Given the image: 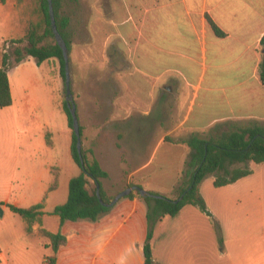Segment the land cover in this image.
<instances>
[{"label": "crops", "instance_id": "crops-1", "mask_svg": "<svg viewBox=\"0 0 264 264\" xmlns=\"http://www.w3.org/2000/svg\"><path fill=\"white\" fill-rule=\"evenodd\" d=\"M9 6L14 13L16 4ZM33 6L31 2V10ZM14 15L10 28L15 34L10 40L23 38L32 21L28 20L25 30ZM66 34L70 89L82 146L93 151L108 173L102 186L107 182L114 196L134 185L152 191L148 190L151 176L145 172L163 149L168 160H175L174 152L181 153L176 174L180 178L190 152L184 140L193 134L249 125L264 129V83L260 79L264 0H76L70 7ZM31 60L36 64L30 57L23 62ZM45 62L54 83L56 106L62 111L59 63L54 59ZM9 86L12 93L10 80ZM53 167L49 164L26 175L21 190L27 196L10 198L0 190V202L28 208L43 201L44 213L48 207L54 209L59 204H48V196L58 190L61 176L58 170L57 187L49 192ZM75 176L70 174L67 182ZM215 190L222 208L218 212L200 187L221 230L222 247L212 253L214 263L264 264V186L258 184V176ZM137 210L141 217L121 232ZM146 210L143 199L123 197L94 222H72L78 226L77 236L87 226L90 249L59 257L60 250L68 247L66 238L55 254V264H143ZM122 212L126 213L123 218ZM51 217L54 230L44 227L45 214L43 227L64 233L70 221L61 225L58 217ZM210 233H215L211 221L197 207L187 205L175 217H163L150 242L154 263L210 264L208 244L204 249ZM160 240L164 252L155 251Z\"/></svg>", "mask_w": 264, "mask_h": 264}, {"label": "rangeland", "instance_id": "rangeland-1", "mask_svg": "<svg viewBox=\"0 0 264 264\" xmlns=\"http://www.w3.org/2000/svg\"><path fill=\"white\" fill-rule=\"evenodd\" d=\"M4 2H6V4L4 3L5 6L0 2V50L1 54L8 56V64L10 65L14 61V46L12 47V40L9 39L15 34V31L10 28V22H15L14 13L16 12L19 23L24 25L25 30L28 26V20H33L34 16L31 11V0H4ZM11 3L16 4L14 13L12 12L13 8L9 6ZM8 10L11 11V14ZM6 44H9L8 48H6ZM36 67V64L31 60L22 62L16 67H11L7 71L12 86V104L9 107L0 109V190H4L10 198L27 196L28 194L23 193L24 191L21 190L26 181V175L30 172H40L51 164L55 166L54 170L57 167L59 168L61 180L55 194H49L47 203L62 205L66 202L68 196L67 177L70 174H76L77 176L80 169L70 156L69 147L72 131L68 127L66 115L56 106L54 83L48 77L46 62L42 63L39 68ZM60 84L59 104L62 108L65 88L61 77ZM46 132L48 138H51V146L46 145ZM85 149L88 150L87 147ZM180 155V152H174L172 156L175 157V160H168L167 157H164L163 149L151 167L145 172L151 176L148 181L150 183L148 190L160 191V193L147 192L172 198L170 189L173 188L179 178L176 174L180 167L177 160ZM248 166L253 173L251 175L258 176V184L264 186V163L249 162ZM247 177H250V175ZM212 180H214L213 176L205 178L199 186V192L201 187L202 194L211 202V208L218 212L222 208L216 193H214L216 188L213 186ZM254 184L257 185L256 182ZM102 189L105 198L111 201L114 196V193H110L111 186L105 182ZM32 198H34V195H32ZM21 203L27 204L26 201ZM5 205H2L5 209L0 215V264H49L47 259L50 257L55 258V254L50 247L46 246L48 244L47 239L37 233L38 225H35L37 226L36 232L34 231L35 226L33 227L31 237L26 236L22 219L10 212ZM52 211V206L46 208L44 220V227L50 231L54 230L55 226V220L51 217ZM210 214L212 218L209 219L216 236L210 233L209 237L205 238L204 249L208 244V253L211 255L210 264H215L212 253H215L216 248H221L222 245H220L215 231V216L212 212ZM120 216L123 218L126 213L122 212ZM140 217L141 211L137 210L135 214L129 217L130 221H126L121 232ZM84 222L88 223L89 221L85 220ZM66 225L67 227L62 234L69 240L68 247L60 250L59 257H62L68 251H85L88 253L90 249L88 239L90 232L87 226L81 227L77 236L78 232L75 231V228L78 226H75L72 222H67ZM135 225H137V222ZM162 245L163 243L160 240L154 247L155 251L164 252L166 249L161 248ZM191 249L193 252L195 251L194 246Z\"/></svg>", "mask_w": 264, "mask_h": 264}, {"label": "trees", "instance_id": "trees-1", "mask_svg": "<svg viewBox=\"0 0 264 264\" xmlns=\"http://www.w3.org/2000/svg\"><path fill=\"white\" fill-rule=\"evenodd\" d=\"M34 4L31 21L26 34L21 39L12 40L14 61L8 64L9 58L1 54L0 65V109L9 107L12 104L10 86L7 71L15 67L26 58H33L38 66L44 61L54 59L59 63L60 77L64 82V60L62 51L57 45L48 15V3L46 0H31ZM76 0H52L54 16L57 29L70 49V41L67 38L66 29L70 21V7ZM4 3V0H0ZM211 27L219 35L222 33L209 21ZM264 44V38L262 39ZM11 47V46H10ZM260 79L264 83V58L260 64ZM65 94V90H64ZM62 111L66 115L67 124L72 131V118L66 106L65 100L62 103ZM80 135L82 132L80 129ZM47 145H51L48 134L45 136ZM167 141L170 139L167 138ZM184 143L190 149L189 155L184 163V168L176 185L172 190V198L161 195L157 199L142 198L138 193L129 194L128 198L137 196L143 199L146 210L147 231L145 241L142 246L143 264H155L152 257L151 239L155 225L163 217H175L180 210L187 205L197 207L208 218H212L207 209L205 200L199 192V186L205 178L213 176V186L215 188L234 184L238 180L252 174L248 166L249 162L255 164L264 163V129L256 125L239 127L228 131H217L203 136L191 135ZM83 166H81L76 150V137L71 132L70 155L74 163L79 167L80 173L72 177L68 182V196L64 204L54 207L51 215L59 218L62 225L65 221L76 222L78 220L96 221L110 208L100 204L96 196V185L100 187L101 198L105 203L110 202L105 198L102 189V180L109 177L103 170L93 155L92 150H87L82 146L81 150ZM58 168H52L53 183L48 191L56 189L58 182ZM129 187V186H127ZM181 200H175L181 197ZM4 205L0 202V206ZM6 207L13 214L19 216L24 223V231L30 236L33 234V227L38 225L37 233L47 239L48 244L54 254L67 242L66 237L60 232L52 233L42 227L43 222V201L28 208L16 207L7 204ZM215 231L218 241L222 245L221 230L218 222L214 220ZM49 264H55V258L47 259Z\"/></svg>", "mask_w": 264, "mask_h": 264}, {"label": "water", "instance_id": "water-1", "mask_svg": "<svg viewBox=\"0 0 264 264\" xmlns=\"http://www.w3.org/2000/svg\"><path fill=\"white\" fill-rule=\"evenodd\" d=\"M46 1L48 3V15H49V19H50V27H51L54 39L62 51V57L64 60V88H65L64 100H65L66 106H67L69 113L71 115V118H72V131L76 137V150H77V154H78L79 159H80L81 166H83V158H82V154H81L82 141H81V135H80V127H79V123H78V119H77V115H76V107H75V104L73 102V96H72L71 89H70L71 76H70V70H69V52H68V48L65 44V41L62 38V36L60 35V33L57 29V26H56L52 0H46ZM263 53H264V51H263ZM133 192L138 193L139 196L142 198H146V197L152 198V199L159 198V196H155L153 194H150L149 192L143 190L141 187L134 185V186L127 187L123 191L116 194L110 202L105 203L101 198L100 187H99V185H96V196H97L98 201L100 202V204L102 206L108 207V208L115 205L117 203V201H119L121 198L127 197L129 194H131ZM181 198H182V196L177 198L175 200V202L180 201ZM2 213H3V209L0 206V215H2Z\"/></svg>", "mask_w": 264, "mask_h": 264}, {"label": "built area", "instance_id": "built-area-1", "mask_svg": "<svg viewBox=\"0 0 264 264\" xmlns=\"http://www.w3.org/2000/svg\"><path fill=\"white\" fill-rule=\"evenodd\" d=\"M9 44H6V48H8Z\"/></svg>", "mask_w": 264, "mask_h": 264}]
</instances>
